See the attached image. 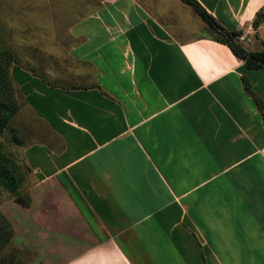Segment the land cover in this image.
Listing matches in <instances>:
<instances>
[{"label":"crops","instance_id":"crops-1","mask_svg":"<svg viewBox=\"0 0 264 264\" xmlns=\"http://www.w3.org/2000/svg\"><path fill=\"white\" fill-rule=\"evenodd\" d=\"M196 1L264 50V0ZM48 7L52 49L11 68L33 175L13 238L33 233L44 264H264V116L244 84L264 101V66L183 0Z\"/></svg>","mask_w":264,"mask_h":264},{"label":"rangeland","instance_id":"rangeland-1","mask_svg":"<svg viewBox=\"0 0 264 264\" xmlns=\"http://www.w3.org/2000/svg\"><path fill=\"white\" fill-rule=\"evenodd\" d=\"M48 1H51V5L54 8L58 7L60 9L59 0H0V52L7 49L13 55L12 64H10L8 72L11 96L17 107L11 123L2 134L0 141L3 145V151L16 158L25 172V180L19 189L18 195L21 194L27 201L30 199V202L31 194L29 188L33 175L20 158L16 141L19 130L17 119L24 108V103L13 82L11 68L16 63L23 64V62L34 61L35 59L38 61L43 60L45 58L43 57L44 53L52 49L51 43L46 40L49 38L50 29L47 18L50 13ZM54 11L58 12L60 10L54 9ZM246 44L249 45L247 42ZM0 63L5 64L6 57L4 58L0 55ZM16 196L15 193L9 191L0 183V211L10 223L7 213L11 204L8 202H16ZM4 225L7 226L5 223ZM5 229L7 230L8 226ZM13 231V234H15L14 228ZM18 236L22 238L15 239L13 235L6 245L0 242V264H44L46 260H40L39 250L33 245V239L35 238L33 233L23 230ZM76 252L77 250L75 249H63L58 251L53 261L63 262L75 255ZM100 258L102 259L101 264H119L116 256L110 259L109 256L102 255Z\"/></svg>","mask_w":264,"mask_h":264},{"label":"trees","instance_id":"trees-1","mask_svg":"<svg viewBox=\"0 0 264 264\" xmlns=\"http://www.w3.org/2000/svg\"><path fill=\"white\" fill-rule=\"evenodd\" d=\"M191 4L200 13L204 20H206L217 32V40L226 43L230 46L233 52L245 60L247 67L257 69L264 66V50L249 51L244 48L237 40L239 32L228 31L220 26L214 18L207 13V11L196 0H183ZM2 57H6V63H0V138L5 130L9 127L12 118L16 112V103L11 96V86L9 83V66L12 64L13 55L10 51L3 50L0 52ZM245 88L249 91L261 113L264 116V101L255 93L249 80L244 79ZM25 180V172L17 159L12 155H8L3 151V145L0 141V183L9 191L15 193L17 201L22 204L29 205L30 199L27 201L25 198L18 195L20 187ZM3 223V224H2ZM7 224L6 230L4 225ZM13 227L7 218L0 211V242L6 245L13 237Z\"/></svg>","mask_w":264,"mask_h":264},{"label":"built area","instance_id":"built-area-1","mask_svg":"<svg viewBox=\"0 0 264 264\" xmlns=\"http://www.w3.org/2000/svg\"><path fill=\"white\" fill-rule=\"evenodd\" d=\"M239 40L240 41H249L250 38L246 34H241V35H239Z\"/></svg>","mask_w":264,"mask_h":264}]
</instances>
